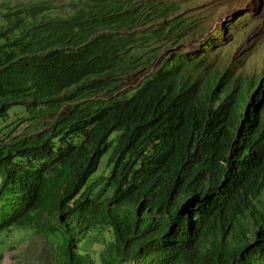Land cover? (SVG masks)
<instances>
[{
	"label": "trees",
	"instance_id": "16d2710c",
	"mask_svg": "<svg viewBox=\"0 0 264 264\" xmlns=\"http://www.w3.org/2000/svg\"><path fill=\"white\" fill-rule=\"evenodd\" d=\"M54 2L0 0V121L32 114L0 131V233L56 231L63 264H264V71L171 50L124 90L189 36L180 5Z\"/></svg>",
	"mask_w": 264,
	"mask_h": 264
},
{
	"label": "rangeland",
	"instance_id": "374dc122",
	"mask_svg": "<svg viewBox=\"0 0 264 264\" xmlns=\"http://www.w3.org/2000/svg\"><path fill=\"white\" fill-rule=\"evenodd\" d=\"M11 2H23L27 0H6ZM57 7L56 11L64 12L61 5H68L67 0H54ZM172 1L174 4L180 5L179 11L175 14H184V22L189 24V36L182 37L174 45H169L166 41L162 45L151 43L157 47L158 55L151 60L148 67H143L141 70L134 71L122 78V88L133 89V84H138L140 79L157 68V64L161 61L166 53L171 50H188L203 53L206 55V63L209 68L220 69L224 65H228L235 74H253L264 71V0H167ZM70 7V6H69ZM54 11V16L57 15ZM68 11V10H67ZM169 16L168 18H172ZM162 20V22H164ZM149 26V25H148ZM146 26L145 28H147ZM151 26V25H150ZM228 27V29H227ZM225 29V34L222 33ZM230 30V31H229ZM200 31V32H198ZM203 36L215 37L211 40V46L206 51L199 45L198 40ZM170 34L164 36L168 39ZM165 39V40H166ZM148 51L146 54H149ZM34 115V112H33ZM32 116L24 106H14L6 115L5 121H0V131L5 130V125L16 124L18 121L27 119ZM43 124V119L26 120L21 125L17 133L21 130H39ZM102 166L100 163L99 168ZM108 170L102 166L97 175H106ZM4 206L3 200H0V219L2 216L1 210ZM31 230L28 228L15 229L11 233H17L19 236H6L5 233H0V245L11 243H18L22 233ZM7 232V231H6ZM32 232L33 231H28ZM30 234V235H31ZM9 235V234H8ZM13 239H12V238ZM35 237V235L33 236ZM46 239L54 264L64 262L56 257L55 253L59 245V237L57 232L46 234ZM108 238V236H105ZM10 238V239H8ZM88 239V240H87ZM101 233L95 232L89 235V238L80 240L77 247L83 251H89L91 254L96 253L102 245ZM3 242V243H2ZM91 243L93 244L91 246ZM63 264V263H62Z\"/></svg>",
	"mask_w": 264,
	"mask_h": 264
},
{
	"label": "crops",
	"instance_id": "0c3cea01",
	"mask_svg": "<svg viewBox=\"0 0 264 264\" xmlns=\"http://www.w3.org/2000/svg\"><path fill=\"white\" fill-rule=\"evenodd\" d=\"M28 231L22 233L21 237H17L21 238L18 243L0 245V264H54L46 237L43 234L34 231L31 234ZM3 233L9 237L19 236L11 231Z\"/></svg>",
	"mask_w": 264,
	"mask_h": 264
},
{
	"label": "clouds",
	"instance_id": "9594fccd",
	"mask_svg": "<svg viewBox=\"0 0 264 264\" xmlns=\"http://www.w3.org/2000/svg\"><path fill=\"white\" fill-rule=\"evenodd\" d=\"M230 31V30H229ZM200 32V31H199ZM207 36H203L200 40H202V39H204V38H206ZM203 48V47H202ZM141 80V79H140ZM140 83V82H139ZM138 83V84H139ZM136 84V83H135ZM134 85V84H133Z\"/></svg>",
	"mask_w": 264,
	"mask_h": 264
},
{
	"label": "bare ground",
	"instance_id": "6f19581e",
	"mask_svg": "<svg viewBox=\"0 0 264 264\" xmlns=\"http://www.w3.org/2000/svg\"><path fill=\"white\" fill-rule=\"evenodd\" d=\"M200 41V39L198 40V42Z\"/></svg>",
	"mask_w": 264,
	"mask_h": 264
}]
</instances>
